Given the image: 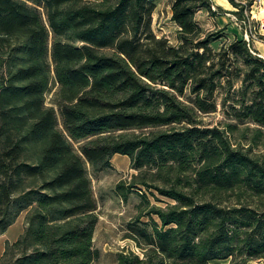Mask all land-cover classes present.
<instances>
[{
	"label": "trees",
	"instance_id": "obj_1",
	"mask_svg": "<svg viewBox=\"0 0 264 264\" xmlns=\"http://www.w3.org/2000/svg\"><path fill=\"white\" fill-rule=\"evenodd\" d=\"M158 1L0 0V233L24 211L28 221L0 264L99 260L91 172L118 154L137 171L119 195L143 191L130 234L143 255L122 250L116 264L264 259V160L232 141L236 124L200 120L224 90V112L262 132L264 57L239 34L216 48L225 30L197 18L212 0L173 1L181 43L172 44L153 29Z\"/></svg>",
	"mask_w": 264,
	"mask_h": 264
},
{
	"label": "rangeland",
	"instance_id": "obj_2",
	"mask_svg": "<svg viewBox=\"0 0 264 264\" xmlns=\"http://www.w3.org/2000/svg\"><path fill=\"white\" fill-rule=\"evenodd\" d=\"M174 0H159L156 11L153 15V29L159 37H167L174 45L181 43L180 29L177 23L172 18V5ZM216 1V0H215ZM246 2L253 14V27L257 31L256 40L252 41L253 48L259 52L258 54L264 57V30L261 29V15L264 13V0L260 3L259 0H243ZM237 2V1H236ZM221 8L227 10L228 5H233L230 0L222 3V0L216 2ZM231 14L220 12L218 9L212 8V11L203 10L198 13L197 18L201 21L204 29L207 30H225L221 38L215 44L216 48L222 46L225 41L232 40L236 34L243 36V29L236 24L233 15L238 16L235 12L239 11V7L231 6ZM223 15L225 17H223ZM230 38V39H229ZM263 46L262 51L258 49ZM240 83L236 85L239 87ZM58 85L54 82L51 84L50 91L47 94V103L51 104L53 95L57 90ZM226 96L224 90L218 94L219 109L216 112L203 114L200 120L207 126H220L224 128L226 124L233 123L236 126L232 127L228 132L232 141L245 151H248L252 156H256L264 160V127L262 132H259L260 126L247 122L238 121L231 118L224 112L222 105L223 98ZM61 118V117H60ZM113 168L101 171L91 172L93 179V188L98 200L97 212L100 216V221L97 226L94 236V246L98 248L102 255L94 264H116V255L118 252L134 251L143 255V249L138 245L137 241L130 237L131 224L137 222L140 214V203L142 202L141 192L133 191L130 194L129 200H124L117 191V186L121 182L131 181L133 175L137 173L131 167V159L126 155H116L113 159ZM196 174L194 170H190L182 174L181 185L190 190L192 184L195 183ZM149 179L157 184H164V180L152 173ZM229 199L225 202L234 204L237 202V196L229 195ZM153 203L165 205L164 201H157L154 197H150ZM163 200H167L166 198ZM253 204V203H252ZM143 221L150 220L148 217H143ZM28 226L27 211H24L17 221L5 232L0 233V260L3 257L8 245H12L25 232ZM229 261H215L213 264H228ZM249 264H264V259L251 260Z\"/></svg>",
	"mask_w": 264,
	"mask_h": 264
},
{
	"label": "built area",
	"instance_id": "obj_3",
	"mask_svg": "<svg viewBox=\"0 0 264 264\" xmlns=\"http://www.w3.org/2000/svg\"><path fill=\"white\" fill-rule=\"evenodd\" d=\"M237 2L243 4L245 6V19L241 20L239 19L238 16L236 15H233L234 16V19L236 21V24L239 25V27L241 29H243V36L244 38L252 43L253 40H256L257 38V31H255L254 27H253V14L251 15L252 13V10L250 9V6L244 2L243 0H236ZM263 0H259L260 3H263L262 2ZM214 9H216V7H214ZM261 21V29L264 30V18H260L259 19Z\"/></svg>",
	"mask_w": 264,
	"mask_h": 264
},
{
	"label": "crops",
	"instance_id": "obj_4",
	"mask_svg": "<svg viewBox=\"0 0 264 264\" xmlns=\"http://www.w3.org/2000/svg\"><path fill=\"white\" fill-rule=\"evenodd\" d=\"M212 1H213V5H214V7H216V9L219 10L221 7L216 3V2H218L219 0H216V1H215V0H212ZM223 3H226V0H222V3H221V4H223ZM231 6H233V5H231ZM231 6H230V5L226 6V7H227V10H226V11H228V12H225V13H227V15H228V13L231 14V11H230V10H232ZM229 9H230V10H229ZM223 17H225V16L223 15ZM259 45H261V43L258 44V49L262 51L263 46H259ZM118 155H119V154H118Z\"/></svg>",
	"mask_w": 264,
	"mask_h": 264
},
{
	"label": "bare ground",
	"instance_id": "obj_5",
	"mask_svg": "<svg viewBox=\"0 0 264 264\" xmlns=\"http://www.w3.org/2000/svg\"><path fill=\"white\" fill-rule=\"evenodd\" d=\"M261 18H264V13L261 15Z\"/></svg>",
	"mask_w": 264,
	"mask_h": 264
}]
</instances>
